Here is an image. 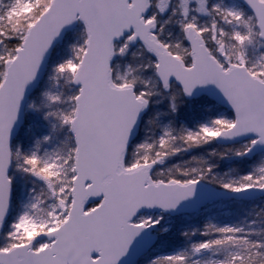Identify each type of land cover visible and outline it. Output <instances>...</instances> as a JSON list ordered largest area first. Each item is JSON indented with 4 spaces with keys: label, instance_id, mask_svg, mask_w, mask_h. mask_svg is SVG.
Listing matches in <instances>:
<instances>
[{
    "label": "snow or ice",
    "instance_id": "1",
    "mask_svg": "<svg viewBox=\"0 0 264 264\" xmlns=\"http://www.w3.org/2000/svg\"><path fill=\"white\" fill-rule=\"evenodd\" d=\"M0 264H264V0H0Z\"/></svg>",
    "mask_w": 264,
    "mask_h": 264
},
{
    "label": "rangeland",
    "instance_id": "2",
    "mask_svg": "<svg viewBox=\"0 0 264 264\" xmlns=\"http://www.w3.org/2000/svg\"><path fill=\"white\" fill-rule=\"evenodd\" d=\"M231 209V206H229V207H225V208H220V209H218L217 211L218 212H222L223 210H225L226 212H227V210H230Z\"/></svg>",
    "mask_w": 264,
    "mask_h": 264
},
{
    "label": "trees",
    "instance_id": "3",
    "mask_svg": "<svg viewBox=\"0 0 264 264\" xmlns=\"http://www.w3.org/2000/svg\"><path fill=\"white\" fill-rule=\"evenodd\" d=\"M250 207V206H249ZM233 209L231 208V210L230 211H225V210H223L222 212H218V213H223V214H225V215H227L228 213H230L231 211H232Z\"/></svg>",
    "mask_w": 264,
    "mask_h": 264
}]
</instances>
